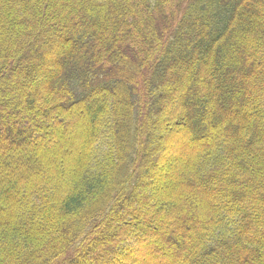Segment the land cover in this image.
Returning a JSON list of instances; mask_svg holds the SVG:
<instances>
[{
  "label": "trees",
  "instance_id": "obj_1",
  "mask_svg": "<svg viewBox=\"0 0 264 264\" xmlns=\"http://www.w3.org/2000/svg\"><path fill=\"white\" fill-rule=\"evenodd\" d=\"M0 264H264V0H0Z\"/></svg>",
  "mask_w": 264,
  "mask_h": 264
},
{
  "label": "rangeland",
  "instance_id": "obj_2",
  "mask_svg": "<svg viewBox=\"0 0 264 264\" xmlns=\"http://www.w3.org/2000/svg\"><path fill=\"white\" fill-rule=\"evenodd\" d=\"M72 150H73L74 152H77V151H78V149H77V148H73Z\"/></svg>",
  "mask_w": 264,
  "mask_h": 264
}]
</instances>
